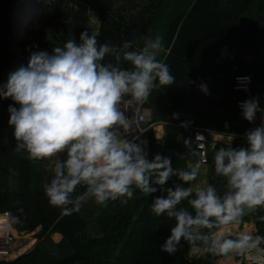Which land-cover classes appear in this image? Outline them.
I'll return each instance as SVG.
<instances>
[{"label":"trees","instance_id":"trees-1","mask_svg":"<svg viewBox=\"0 0 264 264\" xmlns=\"http://www.w3.org/2000/svg\"><path fill=\"white\" fill-rule=\"evenodd\" d=\"M174 1L178 0H44L41 14L21 32L15 22L16 0H0V84L7 82L10 71L27 64L32 51L51 53L71 37L79 42L84 31L96 34L100 43H142L151 37L152 27L165 13V3ZM166 41L169 53L163 59L175 83L154 91L146 104L152 109L154 121L164 123L167 142H158L150 132L151 159L156 154L168 156L174 168L191 170L197 165L196 151L191 130L179 126L184 114L191 113L190 126L217 133L244 136L260 124V113L254 123L240 117L236 102L250 97L233 91L232 86L235 76H249L253 82L251 97H258L264 108V0H195L187 14L173 22ZM201 83L207 85L208 95L200 91ZM10 104L18 107L10 98L0 99V215L9 212L17 217L18 222L12 226L19 232L32 233L40 228L36 235L40 243L18 263L218 264L222 257L190 258L194 251L186 243L174 255L160 250L174 225L173 220L156 217L150 211L153 198L160 192L145 198L134 189L131 198L125 197L127 203L117 200L101 207L90 200L79 213L61 215L59 209L49 205L42 189L53 174L46 176L37 161L14 151L13 129L8 124ZM173 113L179 118L174 119ZM185 140L189 142L185 144ZM234 143L246 141L239 138ZM57 159H63V154ZM15 174L19 176V188L12 190L10 177ZM212 175L211 183L221 188L223 181L214 177V171ZM177 183L182 182L173 177L166 187ZM194 183L200 186L198 177ZM262 215L264 209L245 217L241 226L250 224L243 231L255 227V222L257 234L264 235V222L257 219ZM5 220L0 216V239L13 233L16 250L29 241L10 257L16 259L32 249L36 240L26 233L18 236L11 227L4 229L8 224ZM56 233L63 237L59 244L52 240ZM17 241L24 243L17 246ZM237 263L225 258L219 264Z\"/></svg>","mask_w":264,"mask_h":264},{"label":"clouds","instance_id":"clouds-1","mask_svg":"<svg viewBox=\"0 0 264 264\" xmlns=\"http://www.w3.org/2000/svg\"><path fill=\"white\" fill-rule=\"evenodd\" d=\"M43 4L44 0H17L19 31L38 18ZM162 53L166 48L159 34L142 43L115 44L100 43L88 31L80 34L79 42L71 37L51 53L32 51L27 64L10 71L7 82L0 84V99L10 98L18 105L8 107L14 151L29 161L63 154V159H56L50 181L42 184L49 205L61 215L79 213L90 200L101 207L117 200L127 203L125 197L130 198L134 189L145 198L160 192L150 211L174 221L162 252L174 255L186 243L205 259L241 257L249 264H264V235L233 231L245 217L264 209V108L258 97L240 102L249 123L260 113L259 126L244 133L247 146L213 145L214 177L223 181L222 187L197 186L199 164L188 170L174 168L168 156L156 154L150 160L147 142L127 135L131 124L121 108L124 98L141 106L154 91L175 83ZM237 80L246 84L250 77ZM199 88L209 94L206 84ZM173 118L179 114L173 113ZM173 177L182 183L166 187ZM257 219L264 222V215ZM17 222L11 217L3 227Z\"/></svg>","mask_w":264,"mask_h":264},{"label":"built area","instance_id":"built-area-1","mask_svg":"<svg viewBox=\"0 0 264 264\" xmlns=\"http://www.w3.org/2000/svg\"><path fill=\"white\" fill-rule=\"evenodd\" d=\"M46 4L48 5L49 3L47 2ZM237 77H249V76L247 75L235 76L233 79L232 90L235 92L245 93L251 99L252 98L251 97V87L253 85L251 78L249 82H246V84H242L241 82L237 80ZM245 87H246V90H245ZM242 101L244 100L237 101L236 107H238L240 117L243 120H245L242 116V110L239 107V104ZM146 104L147 103L141 106H137L130 97H125L124 101L121 104V108L122 110L126 112V115H128V118L131 124L130 129L127 131L128 137L131 138L134 135H138L141 141H146L147 142L146 151L148 153V158L151 160V147H150L149 134L155 129L156 126L161 125V124L164 125V123L154 121L152 110ZM191 116H192L191 113L184 114L182 116L183 117L182 123L185 124L183 128L191 130L192 140H193L195 151H196V163L199 164L200 167L208 168L214 171V165H213L214 151L215 149H218L219 147L228 146L229 144H231L233 148L240 147V146H247L246 144H235L234 143L236 139L244 138L243 135L217 133L209 128H203L199 126H190L189 118ZM181 124L179 126H181ZM142 130H145V131L143 133H140ZM215 135H224L231 140V143H228V142L225 143L222 141H218L214 137ZM213 145H215V149L213 148ZM4 216L8 218L10 222L11 220L10 213L7 212L4 214ZM240 229L241 227L238 228V230ZM14 240H15V237L13 235H10L8 238L0 239V264H20L18 263V261H11L10 259V257L17 252V250L14 249V245H13ZM225 258L226 257H222L221 259H225ZM233 259L235 261L240 262V264H249V262L245 258L234 257Z\"/></svg>","mask_w":264,"mask_h":264},{"label":"rangeland","instance_id":"rangeland-1","mask_svg":"<svg viewBox=\"0 0 264 264\" xmlns=\"http://www.w3.org/2000/svg\"><path fill=\"white\" fill-rule=\"evenodd\" d=\"M194 1L195 0H178V1H174V2H166L165 3V5H164V12L165 13L163 12L164 14L160 17V19H158V21L152 27V35H151V37H154L155 35L159 34V35L163 36V38H164L166 53L161 54V57H160L161 59H163V57H165L169 53L168 43L166 41V37L170 31V27L172 26V24L176 20V18H178L180 16H185L187 14L188 10L190 9V7L192 6ZM161 142H163L165 145H167V142H165L164 139L161 140ZM164 151L166 152V154H168V148L167 147L164 149ZM56 159H57V157H53L51 160L37 161L36 164L38 165V167H39L38 169L40 170V172L45 173L46 176H50V175L54 174L53 168H54V164L56 162ZM198 171H199L198 177L208 175L209 180L211 179V177H213L212 171H210L208 168L199 167ZM10 187L12 188V190H17L19 188V176L17 174L12 175L10 177ZM6 222L9 223L8 218H7ZM243 229H245V226H242L240 231H243ZM39 230H40V228H38L35 232H32V233L22 232V233H24V235L26 233V236L30 237L31 239L36 240V244L34 245V247L40 243V241L38 239H36V235L39 232ZM22 233H20V235H22ZM254 233H255V231H254ZM52 240L54 243H59V239H57L56 237H54ZM23 243L24 242L17 241L16 245L19 246ZM196 256H197L196 252H190V258L193 259ZM221 260L222 259H220L218 261V264L220 263ZM237 264H240V262H238Z\"/></svg>","mask_w":264,"mask_h":264},{"label":"crops","instance_id":"crops-1","mask_svg":"<svg viewBox=\"0 0 264 264\" xmlns=\"http://www.w3.org/2000/svg\"><path fill=\"white\" fill-rule=\"evenodd\" d=\"M151 109V108H150ZM152 110V109H151ZM152 115H153V112H152ZM157 127H161V131L160 130H158L157 129ZM226 127V126H225ZM228 128V127H227ZM157 131H160L161 132V135H160V139L158 140L157 139ZM152 133H153V136H154V138L155 139H157L158 140V142H160L161 140H163L164 139V134H165V128H164V125L163 124H161V125H158V126H156L155 127V129L152 131ZM218 141H222V142H225V143H231V140L228 138V137H226V136H224V135H215L214 136ZM210 171H212V173H213V170H211V169H209ZM198 179H199V185L200 186H205L207 183H211V180H209V176L207 175H205V176H202V177H198ZM0 216H4V214L3 215H0ZM254 225H255V233L257 234V232H258V227H257V224L255 223V222H252ZM246 224H250V223H246ZM245 224V225H246ZM245 225H243V226H245ZM238 227H241L242 228V226L240 225V226H238ZM11 229L12 230H15L17 233H18V236L20 235V233H22V232H19L18 230H16V229H14V227L13 226H11ZM254 233V234H255ZM12 235H13V233H12ZM54 237H60V239H59V243L63 240V237L61 236V235H58V233H56V235H54L53 237H52V239L54 238ZM28 242L29 241H27V242H25L23 245H21L20 246V248L21 247H23V246H26L27 244H28ZM59 243H55V244H59ZM38 245H36L34 248H32V249H30L27 253H25L24 255H21V256H18L16 259H11V261H18L19 259H21L22 257H24V256H26V255H28L29 253H31L36 247H37ZM19 248V249H20ZM19 249H17V252L16 253H18L19 252ZM196 255L197 256H200V255H202V254H199V253H196ZM233 259V258H232ZM234 260V259H233ZM234 262H237V261H235L234 260Z\"/></svg>","mask_w":264,"mask_h":264},{"label":"bare ground","instance_id":"bare-ground-1","mask_svg":"<svg viewBox=\"0 0 264 264\" xmlns=\"http://www.w3.org/2000/svg\"><path fill=\"white\" fill-rule=\"evenodd\" d=\"M157 129L161 131V127H157ZM160 131H157V137H160V135H161V132H160ZM247 231H250V232L254 233V231H255V227H249V228L247 229ZM56 238H57V239H60V237H56Z\"/></svg>","mask_w":264,"mask_h":264},{"label":"water","instance_id":"water-1","mask_svg":"<svg viewBox=\"0 0 264 264\" xmlns=\"http://www.w3.org/2000/svg\"><path fill=\"white\" fill-rule=\"evenodd\" d=\"M225 126L228 127L229 125H227V123H226Z\"/></svg>","mask_w":264,"mask_h":264}]
</instances>
